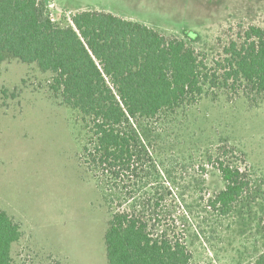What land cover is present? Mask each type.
I'll return each mask as SVG.
<instances>
[{
  "label": "trees",
  "instance_id": "16d2710c",
  "mask_svg": "<svg viewBox=\"0 0 264 264\" xmlns=\"http://www.w3.org/2000/svg\"><path fill=\"white\" fill-rule=\"evenodd\" d=\"M182 34L98 9L61 25L46 0H0V63L36 65L49 74L51 95L81 116L86 136L78 161L109 212L108 264H191L187 237L173 218L178 167L169 155L188 142V111L212 90L264 93V28L244 29L211 65L195 46L201 34ZM182 153L185 161L193 156ZM224 155L204 158L226 184L207 206L227 217L251 176ZM22 236L21 223L0 209V264L14 263ZM252 264H264V251Z\"/></svg>",
  "mask_w": 264,
  "mask_h": 264
},
{
  "label": "rangeland",
  "instance_id": "374dc122",
  "mask_svg": "<svg viewBox=\"0 0 264 264\" xmlns=\"http://www.w3.org/2000/svg\"><path fill=\"white\" fill-rule=\"evenodd\" d=\"M46 2L61 25L79 11L98 9L166 35L195 30L202 36L195 46L210 65L244 29L264 28V0ZM49 80L17 58L0 63V209L23 230L13 264H108L109 212L78 161L86 131L80 114L51 95ZM243 90L204 96L188 111L182 130L188 142L169 155L178 167L173 218L187 237L191 264H252L264 251V93ZM182 152L193 156L185 161ZM206 152L227 153L226 161L251 176L250 189L227 217L207 206L226 184Z\"/></svg>",
  "mask_w": 264,
  "mask_h": 264
}]
</instances>
